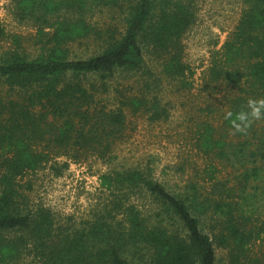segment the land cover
<instances>
[{
    "label": "trees",
    "instance_id": "1",
    "mask_svg": "<svg viewBox=\"0 0 264 264\" xmlns=\"http://www.w3.org/2000/svg\"><path fill=\"white\" fill-rule=\"evenodd\" d=\"M242 1L220 62L209 67L211 80L238 88L226 110L233 112L249 97H264V0ZM92 6L117 8L122 30H107L87 57L70 58L68 44L93 31L85 19ZM13 12L36 24L40 46L30 56L15 36L14 46L0 51V84L8 90L0 96V264L23 255L35 264H221L215 247L227 249L228 264H264L263 227L250 216L258 196L264 200V120L235 139L201 134L200 144L235 172L230 184L216 182L206 192L190 181L172 190L149 167L110 170L100 185L113 198L80 225L63 226L48 208L28 207L21 191L19 179L46 164L59 175L68 161L56 157L110 159L126 112L166 117L153 92L161 76L185 72L181 38L194 20L186 0H15ZM4 35L0 25V40ZM146 55L161 59L158 71ZM116 73L138 76V91L119 89L109 107L100 97ZM223 126L230 130L225 119ZM255 240L263 249L250 258Z\"/></svg>",
    "mask_w": 264,
    "mask_h": 264
},
{
    "label": "rangeland",
    "instance_id": "2",
    "mask_svg": "<svg viewBox=\"0 0 264 264\" xmlns=\"http://www.w3.org/2000/svg\"><path fill=\"white\" fill-rule=\"evenodd\" d=\"M14 2L0 0V25L5 34L0 40V51L13 47L16 36L21 49L33 56L40 46L38 28L33 21L18 20L13 12ZM186 2L194 13V20L181 38L185 72L179 78L161 76L153 92L160 107L166 110V117L150 120L147 113L126 112L123 137L113 146L110 159L101 160L89 155L81 161H74L59 156L55 158L58 164L68 161L59 175H54L49 164L24 174L19 182L28 207L48 208L56 225H80L113 198L100 185V175L132 167L151 168L155 179L175 191L182 190L180 187L189 181L197 183L206 192L216 182L229 180L230 184L234 180V170L214 158L212 152L200 144V137L207 129L214 137L222 136L225 140L236 137L223 126V119L229 101L240 92L231 84L211 80L209 67L220 60L222 45L236 26L245 4L242 0ZM85 19L93 31L86 40L68 44L70 58L87 57L98 50L100 37H104L107 30H122L120 12L114 7L92 6ZM49 30L51 27L43 28V31ZM160 61L146 55V64L156 71L160 68ZM137 80L138 76L116 73L108 82V91L101 94L102 102L114 106L121 88L136 93ZM5 92L8 94L0 84V96ZM250 216L252 225L263 227L264 231V200L261 196H258L255 211ZM262 249V243L255 240L248 247L247 254L254 258ZM215 253L221 264H228L227 249L215 247ZM17 264L35 262L23 255Z\"/></svg>",
    "mask_w": 264,
    "mask_h": 264
},
{
    "label": "clouds",
    "instance_id": "3",
    "mask_svg": "<svg viewBox=\"0 0 264 264\" xmlns=\"http://www.w3.org/2000/svg\"><path fill=\"white\" fill-rule=\"evenodd\" d=\"M224 119L229 122L232 135L247 134L256 121L264 120V97H249L240 110L226 111Z\"/></svg>",
    "mask_w": 264,
    "mask_h": 264
}]
</instances>
